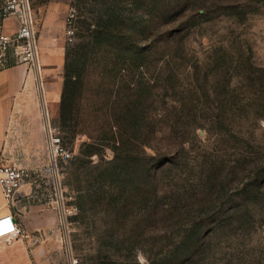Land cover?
Wrapping results in <instances>:
<instances>
[{
	"label": "rangeland",
	"instance_id": "1",
	"mask_svg": "<svg viewBox=\"0 0 264 264\" xmlns=\"http://www.w3.org/2000/svg\"><path fill=\"white\" fill-rule=\"evenodd\" d=\"M28 2L37 36L46 23L62 26L52 34L64 48L53 60L57 75L63 77L75 44L92 51L75 117L61 130L58 104L50 120L72 153L62 181L77 205L56 232L58 264H178L202 242L200 230L210 250L194 264H264V0H208L203 14L196 2L183 11V25L167 13L157 22L165 37L125 40V47L95 44L81 29L84 6L70 44L63 22L72 0ZM221 5L233 9L222 12ZM122 11L127 18L141 12L130 4ZM179 28L175 52L166 34ZM142 46L145 58L133 53ZM126 47L132 53L125 55ZM127 94H147L152 102L146 115L153 147L145 154L138 132L121 131L126 144L112 148L106 120ZM82 142H93L99 154L74 167ZM167 152H175L173 164ZM124 161L130 169L143 163L146 177L137 188L131 173L121 194L110 197L114 179L99 175L109 167L121 172ZM83 194L89 196L82 202Z\"/></svg>",
	"mask_w": 264,
	"mask_h": 264
},
{
	"label": "crops",
	"instance_id": "2",
	"mask_svg": "<svg viewBox=\"0 0 264 264\" xmlns=\"http://www.w3.org/2000/svg\"><path fill=\"white\" fill-rule=\"evenodd\" d=\"M17 28V19L10 17L0 24V33L11 35ZM58 29L62 26L46 23L39 30L38 68L12 62L0 68V158L28 169L48 163L47 123L51 126V118L57 116L63 85L53 61L64 52L52 35ZM10 215L24 234L0 242V264H58L52 253L58 247L56 213L36 202L32 183L21 187L14 204L6 201L0 187V219Z\"/></svg>",
	"mask_w": 264,
	"mask_h": 264
},
{
	"label": "trees",
	"instance_id": "3",
	"mask_svg": "<svg viewBox=\"0 0 264 264\" xmlns=\"http://www.w3.org/2000/svg\"><path fill=\"white\" fill-rule=\"evenodd\" d=\"M196 2V6L199 9L198 14H203L205 9L209 10V4H207L208 0H79V5L76 0V6L77 9L79 6H84L86 14L81 20V29L88 34V37L93 39L95 44H103L105 46L116 44L119 47H125V40L138 42L140 37L146 38L148 35H151L153 38H150V41L155 42L158 37H165V32L161 34L157 31V22L161 21L167 13L169 18L173 22L177 23L178 26L183 25V23H185L183 22L185 20H181V18L184 17L183 11L188 8H196V6L191 7V5ZM126 4H130L135 8V10L141 11L140 14L134 15L133 18L125 17L123 15L122 6L124 7ZM220 9L222 12H226L232 10L233 7L230 5H221ZM182 29L183 28H179L166 34V43L169 45L172 43L173 45H171V47H173L175 52H178L180 48V45L177 47V40L180 38L179 35ZM88 47L89 45L79 42L65 54L63 85L59 101V128L61 130L67 126V122L69 120H73L75 117L78 100L84 90V68L87 64L89 55L92 53ZM144 48L145 46L135 48L133 53L137 54L141 58H145L149 54H145ZM124 49L125 52L123 53L125 55L132 53V51L129 52V50H127V47ZM142 52H144L145 56L144 54H140ZM114 64L116 65L115 62ZM171 81L174 82L175 80L174 76L171 78L170 75L168 76V81L166 82L165 87L171 89ZM126 89L131 91L132 87L127 84ZM144 95L140 94L138 97H135L133 94L125 95L124 100L119 103L120 106H117V111L114 110L112 114L108 115L109 117L106 120L107 129L110 132L114 145L112 148L114 150L126 144L123 142V139L121 140V131L126 133L138 132L139 136L137 135V137L141 136L138 146L139 150H141L143 154L146 153V148L153 147V142H151L152 139L149 140L151 132L150 125L152 123L148 119L149 116L147 118L146 115V112L151 107L152 102L150 101L149 95ZM167 153L169 156L165 161L173 164L175 152ZM98 154L99 151L93 142H82L78 150V155L74 157L71 165L75 167L77 163L79 164V162H81L80 165H83L84 157L90 158L91 156ZM152 157L151 160L153 159ZM113 162L115 161L111 160L109 164H114ZM124 163L126 166L123 167L124 169L121 172H116V168L109 167L102 171V174L99 175L100 179L105 175H111L112 179H114L109 184H116V186L113 185L115 187H112L113 192L110 193V197H113L116 194H121L123 191V183L127 181V177L132 175L131 173H134L136 176L134 185L137 188H139L142 179L146 177V168L143 163H138L131 169V166L127 163V161H124ZM72 174L75 176L73 171ZM87 196H89V194H83L80 195L79 198L83 202V199ZM79 206V208H81V202ZM200 234L203 237L200 245L193 248L192 252L185 254L182 261L178 264H194L196 261L201 262L206 259V255L210 250L209 241H207L205 236H203L204 231L200 230ZM199 240L201 241V239Z\"/></svg>",
	"mask_w": 264,
	"mask_h": 264
},
{
	"label": "built area",
	"instance_id": "4",
	"mask_svg": "<svg viewBox=\"0 0 264 264\" xmlns=\"http://www.w3.org/2000/svg\"><path fill=\"white\" fill-rule=\"evenodd\" d=\"M77 14L76 1L72 0L63 22L65 39L70 44L73 43L76 33ZM10 17L17 19L18 28L11 35L0 33V68L8 67L11 62L35 65L38 68L37 29L28 0H1L0 24ZM46 150L48 163L35 169L8 163L0 158V187L6 201L14 204L21 187L32 183L35 186L36 202L52 209L56 213L57 228L63 229L68 219L77 211L75 195L66 189L62 181L63 165L72 158V153L63 146L56 129L49 123L46 129ZM23 234L16 217L10 215L0 219V242H9Z\"/></svg>",
	"mask_w": 264,
	"mask_h": 264
},
{
	"label": "clouds",
	"instance_id": "5",
	"mask_svg": "<svg viewBox=\"0 0 264 264\" xmlns=\"http://www.w3.org/2000/svg\"><path fill=\"white\" fill-rule=\"evenodd\" d=\"M11 221L13 222V220L11 219Z\"/></svg>",
	"mask_w": 264,
	"mask_h": 264
}]
</instances>
